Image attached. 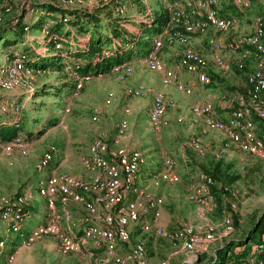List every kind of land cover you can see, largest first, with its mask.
<instances>
[{"label":"rangeland","instance_id":"374dc122","mask_svg":"<svg viewBox=\"0 0 264 264\" xmlns=\"http://www.w3.org/2000/svg\"><path fill=\"white\" fill-rule=\"evenodd\" d=\"M168 1L87 0L86 4L76 8H86L92 11L111 2L116 3L115 8L125 6L126 16L123 18L131 20V25L128 28L135 32L134 25L137 24V20L149 21L155 12L166 7ZM249 1L251 8L248 10L226 3L216 6L219 13L236 12L240 14L236 18L233 17L235 25L229 31L209 30L206 33L191 36L190 45L193 48L194 41L203 44L208 56L201 53L200 55L206 58L208 69L209 67L212 70H214L213 67L218 69L215 65V56L212 57L213 54L210 50V40L237 41L244 39L254 33L256 18L264 19L262 9L264 0ZM25 2L26 0H0V5L11 4L12 7V15H5L4 23L1 26L7 25L6 23L11 17L19 16ZM242 10L245 12H241ZM244 13L248 16L246 19H241ZM114 14L117 16L115 10ZM43 21V17L39 15L31 33L25 35L30 42H28V46H34L38 52L43 51L44 39L41 33ZM6 28L5 34L12 35L13 28H9V26ZM26 31L28 32V30ZM78 37L82 40L86 39L85 34H78ZM35 41H40L42 45H38ZM244 49L249 52L246 58H242V53L237 52H226L222 55L231 64L230 71L223 72L218 69L217 73L211 70L209 72L211 77H214L216 86L222 88L220 99L223 96L226 97V100L232 99L233 94L244 93L247 88L249 75L255 69L257 61L251 48L245 47ZM181 51L182 47L179 45L165 47L161 57L166 60V62L164 60L166 65L171 67L170 61L180 58ZM3 61L1 59V62ZM128 63L130 72L125 69L118 72L111 71L100 79H92L86 83L81 94L75 99L71 98V92L63 89L66 85L64 71L56 73L50 70L49 73L36 78L34 85L38 89H36L35 95L24 103L22 100L27 97L25 90L0 92V102L15 101L21 104L22 108L18 114L11 112L9 114L17 115L21 119V133L30 144L29 154L26 157L17 153L7 156L0 152V203L11 200L25 191L34 192L35 198L25 209L29 214L24 226L37 227L45 221L48 215L45 200L36 192L38 179L54 174L52 171H56L57 174H71V170L79 169L82 155L88 151L93 140L101 139L102 134L106 136L108 139L106 143L112 149L118 125L122 120H127L131 125L122 144L125 147L141 151L143 155L140 176L141 185L146 188L147 195L141 202V208L146 209L150 202H157L161 224L168 232L180 230L185 225H189L200 235H203L209 228H212L215 234L208 248L199 249L195 257L194 254L184 253L179 247L173 246L169 240L157 236L153 232H144L140 227L143 221L142 217L138 224L132 225V243L144 242L150 264H158L162 261H166L168 264H182L184 259L186 260L184 264H196L200 260L202 264H205V261L214 259L217 249L223 247L225 243L244 239L255 219L264 215V158L244 154L230 145L227 147L228 141L223 133L205 127L201 134H193L188 130L189 124L183 125L180 129L181 126L170 123L169 127L154 131L150 130L148 124L143 123L142 114L134 119L131 118L125 109L132 108L136 101L142 105L141 112H147L156 94H163L168 101H174V99L169 93L170 89L161 85L160 77L147 70L143 57L134 55L128 60ZM187 78H189L188 74L181 75L184 82ZM139 86H144L147 90L144 97L139 99L126 95L128 88ZM204 88L207 89L208 86ZM109 94H113V98L107 105ZM204 95L207 97V93ZM198 96L197 92L185 95L183 100L185 107L190 108L193 105L207 103L208 100L202 101L197 98ZM67 108H69V112H66ZM176 113L177 110L172 107L170 109L171 116ZM16 119L18 120V118ZM62 119L65 129L60 125ZM140 132L145 137L137 138ZM177 134L180 136L174 140L173 136H177ZM196 137L201 139L204 147L205 154L203 156L198 155L191 147V139ZM47 153L54 155V161L48 169L44 170L41 168L40 162ZM169 158L175 162V170L180 177L178 183H168L152 177V173L164 169V162ZM219 161L228 169V175L235 178V181L232 184H221L216 181L218 186L214 189L215 205L200 206L193 200V191L198 175L203 173L201 166H208L210 162ZM219 185L229 188L230 192L224 193L221 188L218 190ZM230 203H235L237 209L231 211ZM71 208L72 211L77 212L76 217L86 214L84 209L78 211L76 208ZM226 216H231L238 226H235L234 232L223 236L221 230ZM145 218L149 219V216ZM0 230L1 239H5L7 232L1 219ZM7 239L17 240L16 243H8L7 246L8 249L9 246L16 248L14 250L17 252L16 264H102L101 255L87 259L80 258L78 255L62 254L57 240L51 236L42 238L29 247L20 245L19 237L16 234H9ZM150 259L154 261H150Z\"/></svg>","mask_w":264,"mask_h":264},{"label":"built area","instance_id":"2783aa9c","mask_svg":"<svg viewBox=\"0 0 264 264\" xmlns=\"http://www.w3.org/2000/svg\"><path fill=\"white\" fill-rule=\"evenodd\" d=\"M87 0H63L61 4L69 8L81 7ZM145 2V0H142ZM220 3L234 5L243 10L251 8L249 0H169L166 4L168 25L163 32L154 36L150 51L144 56L147 70L160 74L164 86H174L177 91L193 94V87L180 81V74L187 73L203 85H209L211 78L208 74V62L191 45L190 38L194 34H203L209 30L227 32L235 25L233 17H222L216 8ZM118 17H125L126 7L118 6L115 9ZM11 8L0 5V25L5 15H10ZM145 20H137V22ZM27 30V29H26ZM47 38V31L41 30ZM53 39L48 38L41 54L48 53V45ZM210 47L215 53V65L223 72L230 71L232 66L224 58L226 52L242 53L246 58L251 48L257 61L255 69L249 75L247 88L244 93L233 94L230 102L236 107L227 119L216 116L212 104L196 105L192 114L202 118L205 126L213 131L224 134L228 143L226 146L236 147L244 154L264 158V139L260 135L264 130V19L257 17L255 31L251 36L237 41L210 40ZM27 43H23L25 46ZM59 51L62 44L56 42ZM181 46L180 58L174 66L168 67L161 57L165 47ZM131 49L133 47H130ZM104 56L109 54L104 52ZM0 62V92H12L17 89L27 92L29 101L36 92L34 85L36 78L48 72L39 66L29 65L25 56L19 52L12 59L4 58ZM81 62L65 54L63 71L68 79L74 82L71 98H77L87 82L95 78H102L105 74L98 73L80 75ZM130 72L128 64L124 63L113 67L112 72L122 70ZM24 91V92H25ZM146 88H128L126 94L131 98H142ZM25 92V93H26ZM107 105L111 103L113 94H109ZM226 99V97H224ZM228 100V99H227ZM0 107L2 113H17L22 108L15 101H3ZM171 101L166 100L163 94H156L149 115L152 130L160 131L170 125L167 117L168 106ZM69 108L66 112H69ZM256 118L258 121H256ZM94 120H97L94 118ZM62 128H66L64 120L60 121ZM128 121L122 120L118 125L117 133L123 136L128 129ZM192 149L200 156L205 154L200 138L191 139ZM30 144L17 134L8 140H0V152L7 156L19 154L26 157L29 154ZM54 161V155L47 153L40 162L42 169H48ZM143 155L138 150L125 148L111 149L102 139L93 140L88 151L81 157L84 170L91 175V179L84 180L70 174H50L42 176L36 183V192L42 197L48 208L47 218L37 227L24 226L29 212L26 206L35 198L34 192L25 191L11 200L0 203V219L4 224L5 239H1L0 230V264H16L14 247L7 248L8 243L17 240L7 239L13 233L19 237L20 245L29 247L45 237H54L59 250L64 255H78L80 258H93L101 255L102 264H150L147 258L144 242L132 243V225L140 224L146 233L169 240L173 246L179 247L186 254H194L199 249H207L214 239V230L209 228L200 235L192 226L185 225L180 230L168 232L161 224L159 204L150 202L146 209L141 208V202L146 198V188L141 185V166ZM175 162L169 158L164 162V169L153 174L152 177L168 183H178L180 177L175 170ZM217 187L214 179L200 173L194 183L193 200L200 206H214L216 202L214 188ZM224 193L229 188L221 187ZM79 204L86 214L76 217L72 205ZM231 210L237 209L235 203H230ZM149 216V219L145 217ZM234 232V223L231 216L223 220L221 234L227 236ZM15 241V242H14ZM123 246V247H122ZM264 246V238L260 247ZM124 249L120 252V249ZM8 249V250H7ZM16 249V248H15ZM158 264H168L166 261Z\"/></svg>","mask_w":264,"mask_h":264},{"label":"trees","instance_id":"16d2710c","mask_svg":"<svg viewBox=\"0 0 264 264\" xmlns=\"http://www.w3.org/2000/svg\"><path fill=\"white\" fill-rule=\"evenodd\" d=\"M62 1L26 0L19 16L11 17L7 23L5 22L7 25L4 27L1 26L3 21L0 25V62L4 58L12 59L14 54L19 52L25 56L27 64L58 73L63 72V60L67 54L80 60V75L107 74L112 71L114 66L127 63L134 55L146 56L150 51L152 38L163 32L168 25L169 18L165 8L155 12L149 21L136 22L137 24L134 25L136 30L133 32L128 28L131 25V20L117 17L114 14L115 2L89 11L86 8L63 6ZM7 6L12 10L11 4H7ZM39 15L44 19L41 30L45 29L48 33L46 39L43 37V45L46 44L48 38L53 39L47 44L49 51L44 55L38 52L34 46H28L30 42L25 36L31 33ZM6 26L13 28L12 35L5 34ZM78 34H85L86 39L82 40ZM27 42H29L26 44L27 46L22 45ZM35 42L38 45L41 44L40 41ZM56 42L62 44L59 51L56 49ZM104 52L109 56L105 57ZM64 76L66 85L63 89L72 92L74 82L68 79L66 74ZM213 78L211 79L213 80ZM45 90L47 89L45 88ZM52 93L55 92L52 91ZM16 118L18 120H14L10 125H0V140H8L17 134H23L21 133V119L17 115ZM256 121H258L257 118ZM260 135L264 139V130ZM22 136L26 139L24 135ZM201 170L204 174L213 177L215 182L221 184H232L235 181V178L228 175V169L220 161L210 162L208 166H201ZM219 188H221L220 185L218 190H220ZM233 223L235 229L238 224L234 220ZM263 238L264 217L258 216L244 239L225 243L223 247L217 249L214 259L204 263L264 264V246L260 247ZM14 250L11 249L10 252L12 253ZM196 264H202L201 260Z\"/></svg>","mask_w":264,"mask_h":264},{"label":"crops","instance_id":"0c3cea01","mask_svg":"<svg viewBox=\"0 0 264 264\" xmlns=\"http://www.w3.org/2000/svg\"><path fill=\"white\" fill-rule=\"evenodd\" d=\"M220 4H222V3H220ZM220 9H221V7L219 8V10ZM262 9L264 11V4H263ZM241 12H245V11L242 10ZM246 13H248V11H246ZM246 13L243 14L244 16L242 15L243 17H241V19H246L247 18L248 14H246ZM259 13H260V11H259ZM220 15L222 17H235V18H236V16H240V14H237L236 12L235 13L234 12L220 13ZM193 43H194L193 46H194L196 51H198L202 55H205L206 57L208 56L207 52L203 48V44H201L198 41L197 42L194 41ZM210 50L212 51V54H213L212 57H214L215 56L214 51L211 48H210ZM178 60H179V57L177 59H174V61H170L169 65L171 64V67L174 66L175 63L178 62ZM165 62H166V60H165ZM126 64H129V63L127 62ZM213 69L214 70L210 69V67H209L208 74H209L210 70L212 72H214V73L219 72V70L216 69L215 67H213ZM182 74L183 73L180 74V81L183 82V83L192 85L193 93L194 92H197V94L199 93V96L197 97L198 99H202V101L203 100H208L207 103H204V104H212L213 107H214L216 116L218 118L227 119L230 116V114L234 110L236 104L230 102L229 99L228 100L224 99L225 96H223L222 99L219 98L220 97L219 95L221 94L222 88H220L219 86H216L217 83L215 82V80L211 79V83L209 85H203L200 82H198L194 77H192L191 75L188 74L189 78H187V80H185V82H184L181 79V75ZM184 74L187 75V73H184ZM155 75H158L160 77V74H156L155 73ZM209 76H210V74H209ZM210 78H212V77L210 76ZM160 83H161V80H160ZM161 85H162V83H161ZM162 86L164 88H169L170 89L169 93L173 96V99H174V101H171L172 104L170 106H168V111H167V117H168L170 123L171 124L175 123V125L181 126L180 129L182 128L183 125H188L189 124L188 130L191 131L190 133H193V134L200 133L201 134L202 133L201 131H202L203 127H205V128H207V127L205 126L202 118H197V117H195L192 114V108L194 107V105L192 107H190V108H186L185 104L183 103V100L185 98V94L177 91V89L174 86H169V87L164 86V85H162ZM205 86H208V88L205 89L204 88ZM1 93H8V92H1ZM205 93H207V97H205V95H204ZM186 96H188V95H186ZM24 101L27 102V99H23L22 103H24ZM210 101H212V102H210ZM3 103L4 102H0V107L3 105ZM204 104H198V105H204ZM152 105H153V100H152L151 106L148 109V111L147 112H141L142 111V105H140L139 102L136 101L135 103H133L132 108H126L125 112L127 113V115H130L131 118H133V119L136 116L142 114L143 115L142 116L143 117V119H142L143 123L144 124H148L150 130H152V128L150 126V122H149V115H150V111H151ZM172 107L177 110V113L173 114L174 116H171V114H170V109ZM15 118H16V116L14 114H11V113L9 114V112L7 114H1L0 113V125H3V126L6 125V124L10 125L11 123L14 122ZM128 124H129L128 129H127L126 133L123 136H119L118 133H117L116 139L114 140V145H112L113 148H125V149H128V150H136L134 148L125 147L122 144V142L126 139L127 132L130 129L131 123L128 122ZM102 135L103 136H101V139L104 140L105 142L106 141L108 142V139L106 138V136L104 134H102ZM177 136L176 135L173 136L174 140H177V138H179L180 134H177ZM98 137H100V136H98ZM138 137L142 138V137H145V136H143V133L140 132V134H139V136H137V138ZM196 138H198V137H196ZM80 161H81V159H80ZM52 172L54 174H57L56 171H52ZM70 173H71L70 175L76 176V177H78L80 179H84V180L91 179V175L84 170L81 162H80L79 169H73V170L70 171ZM155 173H152V174H155ZM60 174H62V173H60ZM72 207L78 209V211H79V209L83 210V207L81 205H79V204H73ZM74 213H75V211H74ZM76 213H75V215H76ZM123 250H125V248L124 249L123 248L120 249V252H122ZM186 256L188 257V255H186ZM150 261H154V260L150 259ZM184 263H186L185 259L183 260L182 264H184Z\"/></svg>","mask_w":264,"mask_h":264},{"label":"water","instance_id":"95a60500","mask_svg":"<svg viewBox=\"0 0 264 264\" xmlns=\"http://www.w3.org/2000/svg\"><path fill=\"white\" fill-rule=\"evenodd\" d=\"M262 217H264V215H262Z\"/></svg>","mask_w":264,"mask_h":264}]
</instances>
